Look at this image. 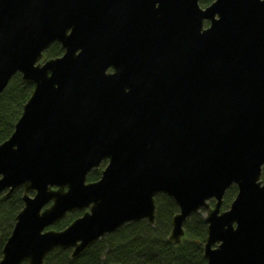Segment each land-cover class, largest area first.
<instances>
[{
  "label": "water",
  "instance_id": "water-1",
  "mask_svg": "<svg viewBox=\"0 0 264 264\" xmlns=\"http://www.w3.org/2000/svg\"><path fill=\"white\" fill-rule=\"evenodd\" d=\"M200 1L0 0V96L32 86L0 144V196L23 202L0 264L77 260L154 226L159 195L178 208L168 242L204 212L206 264H264V0Z\"/></svg>",
  "mask_w": 264,
  "mask_h": 264
},
{
  "label": "trees",
  "instance_id": "trees-1",
  "mask_svg": "<svg viewBox=\"0 0 264 264\" xmlns=\"http://www.w3.org/2000/svg\"><path fill=\"white\" fill-rule=\"evenodd\" d=\"M212 0H202L207 5ZM60 47L53 45L44 53L45 59L61 55ZM32 92L30 84H23L20 76L12 78L0 96V144L6 141L22 115L23 107ZM264 172V169H263ZM101 170L91 171L87 183L100 179ZM236 187L225 193L222 210L229 208L236 196ZM22 191H17L8 200L0 197V259L2 248L21 211ZM156 216L154 226L145 221L124 225L116 233L103 237L91 246L77 260L70 259V251L54 250L48 254L44 264H206L203 246L206 239V225L202 213L192 215L184 223V237L179 245L168 242L171 219L178 212L177 206L166 196L155 198ZM212 204V203H211ZM81 213H71L53 229L62 230Z\"/></svg>",
  "mask_w": 264,
  "mask_h": 264
},
{
  "label": "flooded vegetation",
  "instance_id": "flooded-vegetation-1",
  "mask_svg": "<svg viewBox=\"0 0 264 264\" xmlns=\"http://www.w3.org/2000/svg\"><path fill=\"white\" fill-rule=\"evenodd\" d=\"M125 1H129V2H127V6H131L132 8H134V4L133 3H136V0H125ZM202 1V0H201ZM201 1L199 2V5H200V3H201ZM215 0H212L210 3H207V5H203L202 3H201V8L202 9H205L206 7H208L209 5H211L213 2H214ZM131 15V13H125V17L127 18V17H129ZM68 33H70V30L68 31ZM54 45H58L59 47H60V44H54ZM60 51H61V55L59 56V57H61L62 55H63V50L61 49V47H60ZM57 58V57H56ZM45 59V58H44ZM51 59H53V58H51ZM13 196V195H12ZM32 196V195H31ZM0 197H3V195H1ZM21 200H22V197H21ZM74 213H79V212H74ZM71 214V213H70ZM83 213H81V215H82ZM80 217V216H79ZM15 219H16V217H15ZM14 225H15V223H14Z\"/></svg>",
  "mask_w": 264,
  "mask_h": 264
},
{
  "label": "rangeland",
  "instance_id": "rangeland-1",
  "mask_svg": "<svg viewBox=\"0 0 264 264\" xmlns=\"http://www.w3.org/2000/svg\"><path fill=\"white\" fill-rule=\"evenodd\" d=\"M200 6H201V3H200ZM201 7H202V6H201ZM208 25H209V22L206 21L205 24H204L205 28H207ZM263 169H264V167L262 168L261 179H264V172H263ZM202 216H204V214H202Z\"/></svg>",
  "mask_w": 264,
  "mask_h": 264
}]
</instances>
